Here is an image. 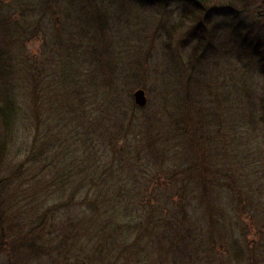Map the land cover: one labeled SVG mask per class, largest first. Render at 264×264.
Listing matches in <instances>:
<instances>
[{
    "label": "rangeland",
    "instance_id": "374dc122",
    "mask_svg": "<svg viewBox=\"0 0 264 264\" xmlns=\"http://www.w3.org/2000/svg\"><path fill=\"white\" fill-rule=\"evenodd\" d=\"M237 29L264 46V0H214L201 11L178 1L0 0L1 44L16 57L27 117L20 141L32 140L26 127L35 114L41 134L63 143L81 120L98 127L105 119L121 134L117 143L128 133L129 155L156 144L169 164L200 163L209 179H227L234 147L243 145L246 178L264 182V75L235 42ZM139 88L145 106L135 103ZM20 157L15 151L6 162ZM148 179L168 181V172ZM244 220L253 239V219ZM16 248L0 243V264H49L15 256ZM258 253L264 264V244Z\"/></svg>",
    "mask_w": 264,
    "mask_h": 264
},
{
    "label": "trees",
    "instance_id": "16d2710c",
    "mask_svg": "<svg viewBox=\"0 0 264 264\" xmlns=\"http://www.w3.org/2000/svg\"><path fill=\"white\" fill-rule=\"evenodd\" d=\"M139 1L187 2L201 11L214 0ZM234 40L264 75L260 40L247 41L240 29ZM1 43L0 243L17 245L15 256L30 260L37 254L49 264H213L214 256L218 264H261L264 182L246 178L243 145L234 147L229 176L221 180L207 178L200 163L169 164L171 156L156 144L142 156L129 155L122 148L132 145L128 133L117 143L121 134L105 119L98 127L92 122L85 127L81 120L72 129V142L63 143L41 134L35 114L26 127L33 130L32 140L20 141L27 117L18 101L16 57ZM261 108L264 122V97ZM80 116L85 119L84 112ZM15 151L23 156L7 163ZM162 170L168 181L148 179ZM137 172L141 176L133 179ZM249 215L253 239L244 220Z\"/></svg>",
    "mask_w": 264,
    "mask_h": 264
},
{
    "label": "water",
    "instance_id": "95a60500",
    "mask_svg": "<svg viewBox=\"0 0 264 264\" xmlns=\"http://www.w3.org/2000/svg\"><path fill=\"white\" fill-rule=\"evenodd\" d=\"M135 103L139 106H145L147 104V95L143 88H139L134 92Z\"/></svg>",
    "mask_w": 264,
    "mask_h": 264
}]
</instances>
